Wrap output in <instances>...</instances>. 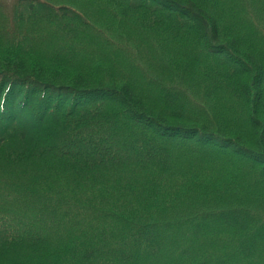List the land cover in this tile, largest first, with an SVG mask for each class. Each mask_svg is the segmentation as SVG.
Here are the masks:
<instances>
[{
  "label": "trees",
  "instance_id": "1",
  "mask_svg": "<svg viewBox=\"0 0 264 264\" xmlns=\"http://www.w3.org/2000/svg\"><path fill=\"white\" fill-rule=\"evenodd\" d=\"M0 36V264H264V0H17Z\"/></svg>",
  "mask_w": 264,
  "mask_h": 264
},
{
  "label": "rangeland",
  "instance_id": "2",
  "mask_svg": "<svg viewBox=\"0 0 264 264\" xmlns=\"http://www.w3.org/2000/svg\"><path fill=\"white\" fill-rule=\"evenodd\" d=\"M16 1L17 0H0V24H3V26H5L11 18H13L14 4Z\"/></svg>",
  "mask_w": 264,
  "mask_h": 264
}]
</instances>
